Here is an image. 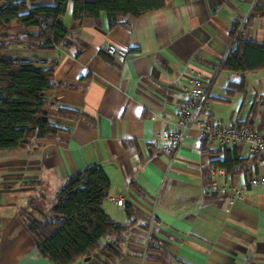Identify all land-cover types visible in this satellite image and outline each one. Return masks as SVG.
<instances>
[{
  "label": "crops",
  "instance_id": "0c3cea01",
  "mask_svg": "<svg viewBox=\"0 0 264 264\" xmlns=\"http://www.w3.org/2000/svg\"><path fill=\"white\" fill-rule=\"evenodd\" d=\"M257 1L167 0L158 11L113 26L105 13L75 21L69 1L59 19L70 31L69 43L51 49L32 48L23 38L29 29L16 22L0 31L5 54L53 67L57 87L44 96L60 128L0 151V264H55L40 253L22 212L41 219L36 207H43L52 214L68 178L96 164L111 180L104 210L126 229L100 241V249L113 246L115 255L96 251L74 264H264V188L246 187L237 202L208 190L213 170L224 169L215 160L235 159L227 177L241 184L259 173L249 146L221 147L194 128L170 156L157 140L176 128L184 89L197 74L213 77L209 122L250 121L264 131V69L243 74L220 67L235 22L252 14ZM262 13L246 31L258 42H264ZM111 45L128 55H110ZM242 79L245 91L230 95L228 86ZM60 107L81 113L65 117Z\"/></svg>",
  "mask_w": 264,
  "mask_h": 264
},
{
  "label": "trees",
  "instance_id": "16d2710c",
  "mask_svg": "<svg viewBox=\"0 0 264 264\" xmlns=\"http://www.w3.org/2000/svg\"><path fill=\"white\" fill-rule=\"evenodd\" d=\"M37 0H6L0 8V31L16 22L27 28L24 40L34 49H51L68 45L70 31L60 22L69 1L74 3L73 18H99L107 14L111 26L120 18L140 17L166 6L167 0H54L53 4L32 5ZM264 0H258L252 14L247 16V31L256 15H263ZM240 22H235V27ZM233 45L221 61V69L247 73L264 69V42L252 40L246 34L232 30ZM6 45L0 43V151L16 150L30 144L33 139L55 135L60 128L54 125L47 109L44 93L57 85L53 67H37V59H24L4 53ZM228 92L233 95L245 91V79L231 83ZM65 117H77L80 111L60 107ZM208 117V116H207ZM251 126L250 121L236 123ZM259 130V129H258ZM262 130V129H260ZM205 141V140H203ZM230 171L235 159L229 156L214 161ZM111 180L101 165H91L71 175L56 196L52 214L36 207L41 219L33 212L23 211V220L35 236L40 253L55 264H74L92 255L117 253L113 246L100 249V241L110 233L120 232L126 226L112 220L104 210L109 197ZM128 214L131 216L129 208Z\"/></svg>",
  "mask_w": 264,
  "mask_h": 264
},
{
  "label": "built area",
  "instance_id": "2783aa9c",
  "mask_svg": "<svg viewBox=\"0 0 264 264\" xmlns=\"http://www.w3.org/2000/svg\"><path fill=\"white\" fill-rule=\"evenodd\" d=\"M247 17L240 18L236 30L246 34L244 30ZM108 53L112 56L126 57L128 52L119 49L115 45L108 48ZM212 79H204L202 74L195 75L189 86L184 89L185 99L179 107V119L175 129L162 132L157 140L162 143L165 153L173 156L183 144L189 132L194 128H199V137L202 140L215 142L221 147H235L246 143L252 155L256 157L259 166V173L251 175L244 184L228 179L224 169L212 172L211 183L208 190H219L229 195L231 202L245 199V189L264 188V131L248 126L237 124L214 123L206 118L211 110V102L207 97L208 90L212 84ZM118 205L123 204L122 198L115 199Z\"/></svg>",
  "mask_w": 264,
  "mask_h": 264
},
{
  "label": "rangeland",
  "instance_id": "374dc122",
  "mask_svg": "<svg viewBox=\"0 0 264 264\" xmlns=\"http://www.w3.org/2000/svg\"><path fill=\"white\" fill-rule=\"evenodd\" d=\"M252 84H253V83H249V86H248L249 89H252V86H251Z\"/></svg>",
  "mask_w": 264,
  "mask_h": 264
},
{
  "label": "water",
  "instance_id": "95a60500",
  "mask_svg": "<svg viewBox=\"0 0 264 264\" xmlns=\"http://www.w3.org/2000/svg\"><path fill=\"white\" fill-rule=\"evenodd\" d=\"M87 259H89L90 258V256H88V257H86Z\"/></svg>",
  "mask_w": 264,
  "mask_h": 264
}]
</instances>
